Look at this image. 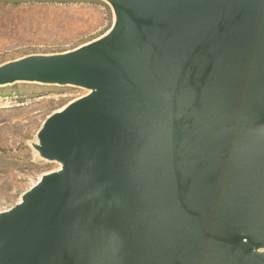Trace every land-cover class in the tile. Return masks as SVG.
<instances>
[{
    "label": "water",
    "instance_id": "95a60500",
    "mask_svg": "<svg viewBox=\"0 0 264 264\" xmlns=\"http://www.w3.org/2000/svg\"><path fill=\"white\" fill-rule=\"evenodd\" d=\"M100 38L0 65L88 93L46 118L59 169L0 212V264H264V0H102Z\"/></svg>",
    "mask_w": 264,
    "mask_h": 264
},
{
    "label": "rangeland",
    "instance_id": "374dc122",
    "mask_svg": "<svg viewBox=\"0 0 264 264\" xmlns=\"http://www.w3.org/2000/svg\"><path fill=\"white\" fill-rule=\"evenodd\" d=\"M113 20L102 0H0V65L76 49L103 36ZM87 93L32 83L0 87V212L17 204L42 175L59 169L32 145L48 116Z\"/></svg>",
    "mask_w": 264,
    "mask_h": 264
}]
</instances>
